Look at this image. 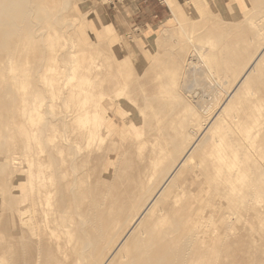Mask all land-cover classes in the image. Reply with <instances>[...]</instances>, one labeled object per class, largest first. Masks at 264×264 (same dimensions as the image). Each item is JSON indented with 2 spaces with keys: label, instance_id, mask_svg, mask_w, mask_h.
Listing matches in <instances>:
<instances>
[{
  "label": "rangeland",
  "instance_id": "rangeland-1",
  "mask_svg": "<svg viewBox=\"0 0 264 264\" xmlns=\"http://www.w3.org/2000/svg\"><path fill=\"white\" fill-rule=\"evenodd\" d=\"M106 1L0 0V264H264V0Z\"/></svg>",
  "mask_w": 264,
  "mask_h": 264
},
{
  "label": "crops",
  "instance_id": "crops-1",
  "mask_svg": "<svg viewBox=\"0 0 264 264\" xmlns=\"http://www.w3.org/2000/svg\"><path fill=\"white\" fill-rule=\"evenodd\" d=\"M106 3V5L103 4V7L108 23L117 24L120 22L123 24L128 20L129 26L136 24L133 28L136 29L148 23V19L151 21L156 18L163 20L166 17L167 21L172 17L182 23L186 8L198 10L202 6H209L220 11L226 17H233L235 13L241 12L242 8H245L246 0H108ZM110 3H113L112 6ZM107 5L108 7H105ZM224 30L231 33L233 27L227 26ZM263 49L264 46L260 51ZM126 57L130 62L129 56ZM157 74V76L164 75L163 71ZM153 80L160 79L154 77Z\"/></svg>",
  "mask_w": 264,
  "mask_h": 264
},
{
  "label": "bare ground",
  "instance_id": "bare-ground-1",
  "mask_svg": "<svg viewBox=\"0 0 264 264\" xmlns=\"http://www.w3.org/2000/svg\"><path fill=\"white\" fill-rule=\"evenodd\" d=\"M7 8H8V7H7ZM37 8H39V6H38ZM39 10H40V9H39ZM30 11H31V10H30ZM40 12H41V10L39 11V13H40ZM39 13L37 12V14H39ZM34 14H35V13H34ZM30 15H31V14H30ZM41 15H43V14H41ZM32 16H33V15H32ZM35 16H36V15H35ZM42 19H43V18H42ZM37 22H38V21H37ZM37 22H36V23H37ZM38 24H39V23H38ZM21 29H22V28H21ZM34 29H35V28H34ZM41 31H43V30H41ZM41 31H40V32H41ZM41 33L43 34V32H41ZM35 34H36V33H35ZM25 38H26V37H25ZM25 38H24V39H25ZM40 38H41V36H40ZM22 39H23V38H22ZM25 40H26V39H25ZM40 41H42V40L40 39ZM43 54H44V53H43ZM41 63H42V62H41ZM66 66H67V65H66ZM40 68H41V67H40ZM32 75H33V74H32ZM36 77H37V76H36ZM34 79H35V78H33V80H34ZM38 79H39V78H38ZM138 92H139V91H138ZM230 94H231V93H230ZM223 108H224V107H223ZM64 139H65V138H64ZM72 145H73V144H72ZM75 152H76V151H75ZM176 167H177V166H176ZM72 183H73V182H72ZM164 183H165V182H164ZM61 185H62V184H61ZM61 188H62V187H61ZM160 188H161V187H160ZM60 190H61V189H60ZM62 190H63V188H62ZM63 192H64V190H63ZM63 192H62V193H63ZM60 193H61V191H60ZM154 197H155V196H154ZM157 197H158V196H157ZM57 198H59L58 195H57ZM57 198H56V199H57ZM52 202H53V201H52ZM137 217H138V216H137ZM138 219H139V218H138ZM123 222H124V221H123ZM123 222H122V223H123ZM81 225H82V224H81ZM133 225H134V224H133ZM33 227H34V226H33ZM158 231H159V230H158ZM26 233H27V232H26ZM0 234H1V233H0ZM4 234H5V233H4ZM27 234H28V233H27ZM14 235H15V234H14ZM21 235H22V233H21ZM2 236H3V235H2ZM39 238H40V236H39ZM28 240H29V239H28ZM38 240H39V239H38ZM38 243H39V242H38ZM22 244H23V243H22ZM36 245H37V244H36ZM110 255H111V254H110ZM4 256H5V255H4ZM8 258H9V257H8Z\"/></svg>",
  "mask_w": 264,
  "mask_h": 264
}]
</instances>
